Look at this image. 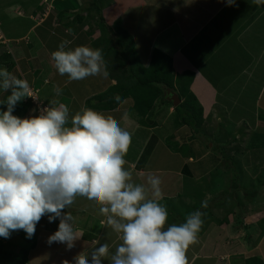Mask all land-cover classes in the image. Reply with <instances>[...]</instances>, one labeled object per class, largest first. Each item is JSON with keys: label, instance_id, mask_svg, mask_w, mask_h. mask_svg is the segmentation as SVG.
Here are the masks:
<instances>
[{"label": "clouds", "instance_id": "clouds-1", "mask_svg": "<svg viewBox=\"0 0 264 264\" xmlns=\"http://www.w3.org/2000/svg\"><path fill=\"white\" fill-rule=\"evenodd\" d=\"M227 3L231 6L235 0ZM252 3L260 6L264 0ZM70 43L61 41L51 53L61 76L69 81L108 77L101 49L72 48ZM0 91L11 93L0 100L7 105L0 110V237L7 239L13 231L23 230L30 239L47 216L49 222L60 221L47 242L65 243L71 249L79 237L73 216L64 209L80 196L98 206L106 218L102 223L121 243L114 253L107 243L100 245L92 251L91 260L80 253L74 264H103L105 258L110 264H188L186 252L198 240L204 213L196 210L183 223L168 224L167 208L159 203L163 199L159 177L148 176L146 188L133 183L125 168L132 134L116 119L89 107L70 117L64 103L49 104L39 115H13L17 103L33 93L26 79L6 68H0ZM115 99L120 101L119 96ZM202 207H207V201H202Z\"/></svg>", "mask_w": 264, "mask_h": 264}, {"label": "rangeland", "instance_id": "rangeland-1", "mask_svg": "<svg viewBox=\"0 0 264 264\" xmlns=\"http://www.w3.org/2000/svg\"><path fill=\"white\" fill-rule=\"evenodd\" d=\"M98 1H102L101 3L104 5L105 3H112L113 0ZM207 3H210V1ZM94 4L95 2L93 0H0V68H6L18 78L26 79L30 84L34 97L24 98L22 103L24 104L25 101V104H17L13 111V115L20 118L39 115L41 108L56 103V100L58 99H62V101L64 100V104L68 106L69 116L71 117L79 111L81 107H87L85 103L89 96H94L104 90L105 84H108L111 80L110 74L107 78H104L101 75L90 76L84 80L69 81L66 75L61 76L58 73L54 67V62L51 59V53L58 49L61 41H70L71 43L69 47L72 48L81 45L89 46L93 49L96 48L94 42L99 35V32L97 31L99 27L94 18L95 11L92 13L89 12L90 8L93 9L95 7ZM175 4L177 5V3ZM247 4L250 6L248 1ZM212 5H214V3L200 6L204 7L207 13L210 14ZM198 7L197 12L201 17H204L205 14L203 13V9L199 10ZM257 7L264 8V5ZM120 8L121 6H105V10H103L102 14L104 13L103 17L105 21L107 20V24L111 23V18L115 19L117 24L120 23L117 20ZM133 9L138 11L137 15L142 21L149 22L156 20V24L148 23L142 25V22L138 20L139 18L136 20V18L132 16L130 19V24H132V28L137 30L138 34H140L138 36L143 40L145 49L149 43V38L156 34L158 27L163 25L171 18V16H169L170 14L165 15V12H160L161 9H156L152 4L136 5ZM194 9L196 11V7H194ZM237 10H241L243 13L246 12L243 14L244 16H247V12H249L242 10V6L241 9H236L232 5L227 11L219 14L211 25H215L217 28L223 23V19L228 18L229 20H233V23L239 26V28L241 26L247 28L249 25L248 21L240 20L242 17L240 16V13L235 12ZM253 10L257 11V9ZM162 13L163 15H161ZM262 13H264V11H262ZM263 21L264 15L261 16L258 24ZM247 30V35L249 34V37H252L253 32L249 30V28ZM110 33H112L111 36H113V34L119 36L124 35V31H120L119 29H115L114 31L112 27ZM204 37L205 39L208 38L205 31L202 32V36L194 38V41L182 50L181 62H183L186 57L191 59L195 65L199 64L201 59L207 60V70L212 76L216 75L217 69H221V71L225 73V77L221 79V81L230 83L232 88L229 90L228 95L219 97V100L220 103L224 105L227 104V107H232L234 111L231 112L230 109L229 111L220 108L219 106L210 107L212 97L210 95L204 96L205 104L207 103L211 109H209V111H203V120L206 118V126H204L206 133L200 132L199 135L196 136H200V142L203 141L205 147H202L200 152L197 151L194 153L192 166L193 172L191 171L190 175L185 176V189L184 192H182V195H180L182 198L185 197L191 205L186 214L196 210H200L204 213L202 217L204 223L198 235V240L191 245L186 252L188 262L194 258L191 264H199L201 261V258L196 255L202 257L203 255H209L215 252L214 246L211 245V243H215L213 242V240H215V235L213 233L217 234L220 228H223L224 230L225 227H227V224L232 228L233 226L236 227L235 224H230L231 218H236L240 226H243L245 221H252L253 217L247 220L246 216L245 219H243L245 212L242 208L247 207V210H252L253 205L261 208L264 206V171L261 173L260 169H255L253 167L250 171L247 170V172L244 169L243 160L240 157L242 155L241 151L244 150L248 143L257 144V146L263 145L262 143H264V135L260 136L256 131L263 130L262 127L257 126L259 124L262 126L264 118V96L262 95L260 99L258 97L260 92L259 88L261 84H263L264 77L257 74V78L251 88L247 87L246 77L248 74H244L245 76L239 74L238 65L233 66L231 63L225 64L220 62V58L230 59L232 57L233 54L230 50L235 46L231 45L232 47H228V52L224 49H219L217 52L215 51L214 56L212 55L209 57L208 54L210 50H212V52L216 50V48L210 49L213 43L215 45L216 41L210 40V45L204 47L200 44ZM255 44H258L257 40H255ZM140 50H143V47L140 48ZM155 54L153 55V60ZM255 54L256 56H261L260 60L264 58V53L261 54V52H256ZM143 65L147 67L150 65V62L145 63L144 61ZM189 68H187V70ZM51 76H53L54 82H45V79H50ZM62 77L66 80L64 84L62 83ZM211 82L215 84L219 83L218 80H211ZM36 86L40 88L39 93H36L38 89ZM55 88H60L62 94L57 95L54 91ZM174 91L175 90L172 89V93H174ZM10 94V91H0V100H6V97ZM53 97H55V99H53ZM126 99V105H132L134 101L138 102V100L132 97ZM168 105L172 106V103L168 102ZM6 107V103L0 104V110H6ZM173 109L174 107H170V111H173ZM95 110L98 111L97 109ZM152 110L149 112L151 115L155 113V110ZM254 111V121L257 120L259 122L254 123L256 130L253 129V125L250 122V116L253 115ZM175 113L178 118V111L176 110ZM121 114H123V112ZM239 116L243 117L240 119L238 118ZM138 120L139 117L134 120V123L137 124L139 122ZM169 125L173 126L172 120ZM232 125L235 127H232ZM168 133L169 132L165 130H161L160 132H157L156 135L165 137ZM168 140L169 139H167V141ZM154 142L155 141L152 139L146 152L150 150L154 145ZM214 147L217 148L216 153L218 155L221 147L224 150L225 147H227V150H230L229 154H236L235 152H237L239 154L237 161L233 160L232 162L229 159L230 162L227 159L219 157L215 162L213 155ZM161 153L164 154V149L159 150V162L164 161L161 160L163 158ZM174 162L175 161L169 162L171 165L170 167L173 168ZM181 162H183V160H181ZM234 164L239 171H230V166ZM169 176L170 178H173L175 182L179 183V179L183 175L179 176L175 173V175L169 174ZM163 186L164 189H166V183ZM149 196H151L150 192ZM182 198L177 199L178 202L176 207L181 206V203L185 201V199ZM78 200L79 202L78 205H76V209L80 211L78 207L83 204L86 198L79 197ZM202 201H207L206 208L202 207ZM178 210L179 209H177V211ZM253 210H257V208H254ZM78 217H81V214H79ZM45 218L48 220V217L44 216L41 221L43 222ZM55 221L50 222V224H53ZM90 223L92 225L89 226L88 224V226H83L82 229L90 227V230H94L97 234H102L103 232L104 237L101 240L100 245L105 243L109 245L112 243L109 248L110 253H114L116 246L121 243L119 239H115L117 234L106 225L103 226V230L101 225V227H98L96 226V223ZM249 225L250 224H247L246 226ZM20 231L22 230L13 231L10 236L11 239L17 238L19 241L18 243L23 240L21 235H19L21 233ZM202 241H204V243H202ZM12 243L15 244L9 238L5 239L0 237V245H3L4 250L9 249ZM64 244L65 243H52L47 247L48 245L45 246L44 242L39 243L37 251L32 258L34 264H45L47 258H51L55 256V254H59V252L60 256H66L68 261L72 260L73 256L68 250L67 252H61ZM75 251H77V248H74V254ZM2 259L3 258H0V264H6L5 260L3 261ZM65 260L66 258L62 261ZM103 262H105V264H110L108 258H105ZM56 264H60L59 261L56 262ZM203 264L210 263L206 260Z\"/></svg>", "mask_w": 264, "mask_h": 264}, {"label": "crops", "instance_id": "crops-1", "mask_svg": "<svg viewBox=\"0 0 264 264\" xmlns=\"http://www.w3.org/2000/svg\"><path fill=\"white\" fill-rule=\"evenodd\" d=\"M208 1H210V3H214V5L211 6L210 14L207 13L204 7H201L202 5H210V3H207ZM247 1L249 2L250 6L247 4ZM98 2L101 8L103 6L102 12L103 10H105V6L107 5H111L114 7L121 6V8L119 9V14L117 15V20L120 23L117 24L115 22V19L111 18V23L108 24L113 28L114 31L115 29H119L120 31L128 32L130 35H132L137 54L141 62H143L142 64H144L145 61V63L150 62L151 65L154 61L153 55L157 50H161L172 57L173 68L176 73H182L190 67L188 70H191L195 73L190 88L201 103L203 111H209V109H211L210 107L212 106H219L220 108H224L227 110L230 109L231 112L234 110L232 107H227L226 103V105L220 103L219 100V97L228 95L229 90L232 88V85L230 83L221 81V79L225 77V73H223L221 69H217L216 75L212 76L210 73H208L207 70V60L201 59V62L195 65L191 59L186 57L184 58V61L181 62L182 50L186 46L191 44V42L194 41V38L202 36V32L205 31L208 37L207 39H205V37L204 39L202 38V41L200 42L202 46L208 47L210 45V40L216 41L215 45L213 43L210 47V49L216 48V50H214V52L210 50L208 54L209 57H211L212 55L214 56L215 51L217 52L219 49H224L226 52H228V47H232L231 45L235 46L230 50L233 54L232 57L230 59L220 58V62L225 64L231 63L233 66L238 65L239 74H242V76L244 74H248L246 77L247 87L251 88L257 78V74L264 77V58L260 60L261 56H256L255 54L256 52H261V54L264 53V21L258 24L261 16L264 15V13H262V11H264V8H258L257 5L252 3V0H235V4H233L236 9H241L242 6V10L249 11L247 12V16L243 15L246 12L243 13V11L241 10L235 11L237 13H240V16L242 17V19L240 20H244L246 22L248 21L249 25L247 26V28L244 26H241L239 28V26L233 23V20H229L228 18L223 19V23H221V25L217 28L215 25H211L219 14L229 9L230 6L228 5L227 0H113L112 3L109 2L107 4L105 3L104 5L103 3H101L102 1ZM175 3H177V5ZM140 4H152L156 7V9H161L160 12H165V15L170 14L169 16H171V18L168 19L163 25L158 27L157 33L149 38V43L146 46L147 48L145 49L143 40L140 36H138L140 34H138V31L134 30L131 26L132 24H130V19L132 16H134L136 20L139 18V16L137 15L138 11L134 10L133 8L136 7V5ZM194 7H196V11ZM197 7L199 10L203 9V13L205 14L204 17H201L199 15V13L197 12ZM253 9H257V11ZM161 15H163V13ZM138 20L142 22V25H146L148 23L156 24V20H152L149 22L142 21L141 18H139ZM248 28L249 30L253 28L251 30L253 32L252 37H249V34L247 35L246 31H248ZM255 40H257L258 44H255ZM142 47L143 50H140V48ZM149 66L144 67L148 68ZM53 76H51L50 79L46 78L45 82L53 83ZM61 79L62 83L64 84L66 80L63 77ZM211 80H218L219 83L215 84L211 82ZM113 82L115 83V80L111 78L109 83L105 84V88L104 90H102V92L105 91L110 85L114 84ZM259 90L260 92L258 94V97L260 99L262 95L264 96V81L263 84H261ZM169 95L170 92L167 91L165 100H161L159 98V100L155 102L154 107L152 108L153 110H155V113L153 115L149 113L144 118V120L147 121V125H143L140 123V112L141 109H143V104L140 102L134 101L132 105H126L127 99H124L113 110L98 111L103 113L105 116H111L116 119L123 129L129 131L132 134V142L130 148L128 150V153L124 157L127 161L125 168L131 172L133 183L142 184L146 188L148 187V176L154 175L159 177V179L161 180L160 188L163 194V199L159 200V203L167 208L168 224L170 225L173 222L175 224L183 223L188 215L186 213L189 211L191 205L187 201V199H185V197L182 198L180 196L185 189V174L182 172V169L185 164H187L186 162L194 161V153L197 151L200 152L202 150L201 148L203 147L204 142H200V136L195 137L194 135H192L190 127L186 124L181 123L179 117L177 118V115L175 113V106L173 104L172 106H169V101H166L170 100ZM206 95H210L212 97V103L210 107L207 103L205 104L204 96ZM63 101L62 99L57 100V102L59 103ZM170 107H174L173 111H170ZM122 112L123 114H121ZM254 116L255 111L253 115L250 116V122L253 125V129L256 130V126L254 123L259 122L257 120L254 121ZM137 117H139V122L135 124L134 120H136ZM242 117L243 116H239L238 118L241 119ZM205 119L203 120L204 122L201 125L200 132L205 130ZM171 120L173 126L169 125L171 123ZM262 123V126L259 124L257 127H262L263 130H256L260 136L264 135V118ZM232 127L235 126L232 125ZM161 130H165L169 133L165 137L156 135V133L160 132ZM152 137L155 141L154 145L148 152H146L150 142L152 141ZM167 139L172 140L171 142L174 143H179V141H182L183 144L189 146L187 148L188 150L176 152L172 148V146L167 144ZM262 144L263 145L257 146V144L248 143L244 150L241 151L242 155L240 157L243 162L245 160V163H243V165L246 171H250V169L254 167L255 163L253 161V157L256 154L255 152H260L262 154V156L260 157L262 163L261 166H259L257 169H260L261 173L262 171H264V143ZM160 149H164V154L161 153V155H163V158L161 159L164 160L163 162L158 161L160 158ZM235 153L236 154L230 153V160L232 162L233 160L237 161L238 159L239 154L237 152ZM220 157L222 159H225L221 154ZM226 159L229 160L228 158ZM181 160H183V162H181ZM171 161H175L173 168L170 167L171 165L169 164V162ZM234 166L235 164L231 165V169L234 168ZM175 173H177L179 176L183 175L179 179V183L175 182V180L173 178H170L169 176V174L175 175ZM165 183L167 185L166 189H164L163 186ZM79 197L80 196H77L74 203L69 208L64 209L65 213L69 212L73 216V227L79 237L74 242V246L71 249H69L66 244H64V246L62 247L63 249L61 250V252H67L68 250V252L73 256V259L69 261L70 264H74V257H76L80 253L87 255L91 260L92 251L100 246V242L104 237L103 232L102 234H97L94 230H90V227L87 229H82V227L88 226V224L90 226L92 225L90 222H93L96 223V226L98 227L102 226V229L104 230L103 226L106 225L102 223V221H104L106 218L100 215L98 206L94 205L89 200L86 199L83 204L78 207L80 211L76 209V205H78L79 202ZM149 198H151V196H149ZM180 198L185 199V201L181 203V206L176 207L178 202L177 199ZM252 207L253 209L257 208V210H247V207L242 208L245 212L243 219H245L246 216L247 220L253 217L251 221L252 223L249 221H245L244 225L240 226L236 218H231L230 224H235L236 227L233 226L232 228L229 224H227V227H225L224 230L223 228H220L217 234L213 233L215 235V240H213V242H215L216 244L211 243V245L214 246L215 252L213 254L203 255L202 257L196 255L197 257L201 258L199 264H203L206 260L210 264H245L246 258L253 255L261 257L264 261V206L261 208L253 205ZM177 209L179 210L177 211ZM79 214H81V217H78ZM59 222V219H57L53 224H50V222L46 218L43 222L40 220L36 225L35 234L32 238H27L26 233L23 230L20 231L21 233L19 235H21L23 239L20 243H18L19 241L17 238H9L19 247H21L22 244L25 243H27V245H30L28 262L26 264H34L32 258L34 253L37 251L39 243L44 242L45 246L48 245L47 247H49L50 244L47 242L48 237L58 230ZM246 223L250 225L246 226ZM115 239H119L117 235L115 236ZM54 243L59 242H53V244ZM202 243H204V241H202ZM111 245L112 243L109 244V247ZM74 248H77L75 254ZM65 258L68 261L67 257L60 256L59 252V254L57 253L51 258H47L45 264H56V262L58 261L60 264H63L62 260H64ZM193 260L194 258L191 259L188 264H191ZM103 264H105V262H103Z\"/></svg>", "mask_w": 264, "mask_h": 264}, {"label": "trees", "instance_id": "trees-1", "mask_svg": "<svg viewBox=\"0 0 264 264\" xmlns=\"http://www.w3.org/2000/svg\"><path fill=\"white\" fill-rule=\"evenodd\" d=\"M93 1L95 2V7L93 9L90 8L89 12L92 13L95 11L94 18L99 27H97L99 35L94 45L96 48L102 50L108 72L116 82L110 85L105 91L89 97L85 105L97 110H113L122 100L132 97L143 104V109L140 112V123L147 125L144 118L152 110L158 98L161 100L166 99L164 94L165 87H170L182 98L181 103L176 106L179 118L183 124L190 127L192 135L196 137L200 133L203 122V107L190 88L195 73L191 70L176 73L173 68L172 57L161 50L156 51L153 63L150 67L145 68L137 54L132 35L124 32V35L121 36L115 34L111 36V26L106 23L103 17L102 8L98 0ZM116 96L120 97L119 102L115 99ZM22 101L23 99L17 104H21ZM24 104L22 103V105ZM201 133L206 132L203 130ZM171 141L168 140L167 144L172 146L176 152L188 150L187 148L189 146L183 144L182 141H179V143ZM203 147L205 146L203 145ZM216 149L215 147L213 148L215 162L220 157V154L225 159H230L229 149L227 150V147H225V150L221 147L220 153L218 152L219 155L216 153ZM255 153L253 161L255 163L254 168L256 169L261 166L262 160H260V157L262 154L260 152ZM243 163H245V160ZM192 166L193 161L185 164L182 169L185 176L190 175L191 171L193 172ZM232 170L235 172L239 171L235 166L232 169L230 168V171ZM29 249L30 245H27V243L22 244L21 247L12 243L9 249H5L6 251L3 245H0V258H3L2 260H5L6 264H26L28 262ZM245 264H264V261L261 257L253 255L246 258Z\"/></svg>", "mask_w": 264, "mask_h": 264}, {"label": "water", "instance_id": "water-1", "mask_svg": "<svg viewBox=\"0 0 264 264\" xmlns=\"http://www.w3.org/2000/svg\"><path fill=\"white\" fill-rule=\"evenodd\" d=\"M168 91L171 92V89L168 88ZM170 98L172 99L174 105H178L181 102V99L178 94H170Z\"/></svg>", "mask_w": 264, "mask_h": 264}]
</instances>
